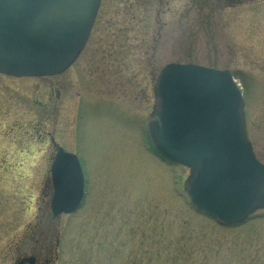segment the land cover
Returning a JSON list of instances; mask_svg holds the SVG:
<instances>
[{
    "label": "rangeland",
    "instance_id": "1",
    "mask_svg": "<svg viewBox=\"0 0 264 264\" xmlns=\"http://www.w3.org/2000/svg\"><path fill=\"white\" fill-rule=\"evenodd\" d=\"M226 5L102 0L64 72L0 74V264L32 253L40 264H264V210L229 226L196 212L184 197L189 168L159 160L142 132L166 63L229 68L247 106L257 103L248 137L264 162V23L253 1ZM51 136L87 180L81 207L58 217Z\"/></svg>",
    "mask_w": 264,
    "mask_h": 264
},
{
    "label": "water",
    "instance_id": "2",
    "mask_svg": "<svg viewBox=\"0 0 264 264\" xmlns=\"http://www.w3.org/2000/svg\"><path fill=\"white\" fill-rule=\"evenodd\" d=\"M101 0H0V72L61 73L78 57ZM148 131L155 148L190 167L192 202L221 223L264 208V164L244 131L242 90L229 69L170 62L160 71ZM54 215L72 212L84 195L78 156L59 147L52 165ZM34 264V257L24 258Z\"/></svg>",
    "mask_w": 264,
    "mask_h": 264
},
{
    "label": "flooded vegetation",
    "instance_id": "3",
    "mask_svg": "<svg viewBox=\"0 0 264 264\" xmlns=\"http://www.w3.org/2000/svg\"><path fill=\"white\" fill-rule=\"evenodd\" d=\"M219 1H223V0H219ZM226 1V6H228V8H232V7H235L237 5H240V4H245L246 2L248 1H253L256 3V15L257 17L259 18L260 22L263 24L264 23V0H225ZM225 6V5H224ZM264 61V60H263ZM262 61L258 60V65H260ZM261 66V65H260ZM254 105L253 106H250L248 107L247 106V101H246V107L248 108L247 112L245 113V123H246V133L247 135L249 136V133H248V128H247V123H248V117L249 115L253 114L256 110L258 112V108L256 107L257 103H253ZM253 107V108H252ZM50 140L47 142H49V145H50V150L49 152L51 153V161H53L54 157H55V154H56V151H57V145L55 144L54 142V137L51 136L49 138ZM256 152V151H255ZM50 183H51V187H50V190H49V194L51 195V193L53 192V183H52V178L50 176ZM31 255L35 256V264H40V255L38 253H32ZM25 256L23 255H20L18 258H15L16 261H21Z\"/></svg>",
    "mask_w": 264,
    "mask_h": 264
}]
</instances>
